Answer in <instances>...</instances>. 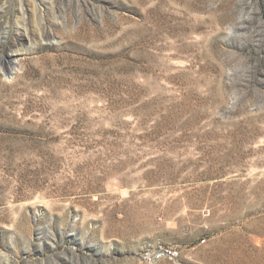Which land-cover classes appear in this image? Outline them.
Segmentation results:
<instances>
[{"label":"rangeland","instance_id":"1","mask_svg":"<svg viewBox=\"0 0 264 264\" xmlns=\"http://www.w3.org/2000/svg\"><path fill=\"white\" fill-rule=\"evenodd\" d=\"M32 1L0 0V264H264V0H34L20 47Z\"/></svg>","mask_w":264,"mask_h":264},{"label":"bare ground","instance_id":"2","mask_svg":"<svg viewBox=\"0 0 264 264\" xmlns=\"http://www.w3.org/2000/svg\"><path fill=\"white\" fill-rule=\"evenodd\" d=\"M34 1V0H33ZM33 1H32V3H33ZM35 3H33L34 4V9H35V12L34 13H31L30 15H29V18L27 19V23H24V21L26 20V17H25V15L23 14V13H21L22 14V21H20V22H22L21 24H22V27H18L19 28V30H20V33H19V37L16 39V41H17V46H20V47H22L23 45H25L26 43H34V41L36 40V38H42V36H43V33L41 32V31H36V33H38V34H35V31H32L33 29H32V25L33 24H30V23H32L33 21L35 22V19H41L42 18V9L39 7V5L36 3V1H34ZM51 3H53V0H51L50 1ZM24 9H22V11H23ZM26 22V21H25ZM18 25V24H17Z\"/></svg>","mask_w":264,"mask_h":264},{"label":"built area","instance_id":"3","mask_svg":"<svg viewBox=\"0 0 264 264\" xmlns=\"http://www.w3.org/2000/svg\"><path fill=\"white\" fill-rule=\"evenodd\" d=\"M180 251L170 245H162L155 247H143L141 251V257L148 263H156L161 259H174L177 258Z\"/></svg>","mask_w":264,"mask_h":264}]
</instances>
